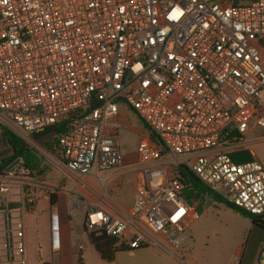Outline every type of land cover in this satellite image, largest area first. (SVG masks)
Masks as SVG:
<instances>
[{
	"label": "built area",
	"instance_id": "built-area-1",
	"mask_svg": "<svg viewBox=\"0 0 264 264\" xmlns=\"http://www.w3.org/2000/svg\"><path fill=\"white\" fill-rule=\"evenodd\" d=\"M120 107L144 134L133 204L88 208L85 229L104 231L118 249L176 255L199 217L187 170L264 219L263 164L231 155L264 130V0H0V127L29 145L73 117L59 152L65 172L81 177L123 165L122 125L111 119ZM29 178L22 158L1 170L0 264L28 263L25 220L9 205L18 183L24 210L34 209L22 188ZM51 220L58 233L59 213Z\"/></svg>",
	"mask_w": 264,
	"mask_h": 264
},
{
	"label": "crops",
	"instance_id": "crops-1",
	"mask_svg": "<svg viewBox=\"0 0 264 264\" xmlns=\"http://www.w3.org/2000/svg\"><path fill=\"white\" fill-rule=\"evenodd\" d=\"M129 112L130 110L125 107H120L117 116L111 119L120 122L122 126L127 125ZM2 143L9 149V145L3 135L0 144ZM121 152L124 156L123 165L118 168L105 170L107 174L104 179L100 178L102 179L100 185L86 182L88 180H83V176L80 177L72 173L68 175V172H65L62 153L58 152L57 155L60 156L62 164L58 165L56 174L52 175L54 184L33 177L26 180V186L36 198V204L32 211L24 210L20 195V185L17 183L14 186L11 200L12 204L15 205L11 208V214L14 218L23 216L25 220L27 264H36L38 261H45L51 264H77L79 255L82 264H205L200 261L198 256H194L193 248H186L193 238L189 230H186L181 236V248L176 255L150 246L125 250L119 249L111 261H105L101 258L92 244L89 234L85 232V211L88 208H112L118 211L131 209L138 174L135 180L127 178V175L136 170L135 163L138 148L132 155L122 149ZM62 176L69 187L62 186L58 188V185L55 184L62 181ZM77 180L83 181L84 184H80ZM54 188H58L61 191L58 193L57 205L51 207L49 192ZM73 189L80 191L79 197H69V192ZM101 196H104L103 201L100 200ZM2 200L3 196L0 194V208ZM53 212L59 213L58 233H53L51 220ZM44 218L47 220V225L39 227V223ZM78 234H80V239L75 240ZM85 237L89 241L82 244ZM80 245L83 247L81 251L79 250ZM225 264H264V252L260 250V245L257 241L249 239L246 245H242L236 251V257Z\"/></svg>",
	"mask_w": 264,
	"mask_h": 264
},
{
	"label": "rangeland",
	"instance_id": "rangeland-1",
	"mask_svg": "<svg viewBox=\"0 0 264 264\" xmlns=\"http://www.w3.org/2000/svg\"><path fill=\"white\" fill-rule=\"evenodd\" d=\"M141 130V121L130 111L128 124L122 126L117 132L119 145L123 151L125 150L132 155L137 150L140 140L144 137ZM248 140L256 142L248 149L255 156V159L264 166V130L252 129L248 134ZM0 146L3 150L2 156L4 158L9 157L11 152L8 147L3 143ZM29 148L38 154L41 161V171L37 172L33 178L54 184L52 175L56 174L58 165L62 164L60 156L47 150L41 140L38 139L33 138ZM106 174L105 170H99L97 173L94 170L83 176V180L87 179L88 181L86 182L100 185ZM30 177L32 176L30 175ZM127 178L135 180L137 178L136 170L128 174ZM65 182L62 176V181L55 184L58 185V188L62 186L69 187ZM81 183L84 184L83 181ZM22 188L26 191L28 186L22 185ZM58 188L52 189L51 192L59 193L61 190ZM79 193L80 191L73 189L69 192V197H79ZM191 202L194 206L197 205L196 209L199 217L187 229L192 233L193 238L186 248H193L194 256H198L201 262L205 264H225L236 257V251L242 245H246L249 239L257 241L260 245V250L264 252V230L253 226L249 218L235 213L224 203L214 200L211 195L206 194L201 199H192ZM44 225H47L46 218L38 226ZM79 235L75 237L77 238L75 240L80 239ZM83 239L82 244L89 241L86 237Z\"/></svg>",
	"mask_w": 264,
	"mask_h": 264
},
{
	"label": "trees",
	"instance_id": "trees-1",
	"mask_svg": "<svg viewBox=\"0 0 264 264\" xmlns=\"http://www.w3.org/2000/svg\"><path fill=\"white\" fill-rule=\"evenodd\" d=\"M73 119L63 120L56 125L50 126L45 129L42 133L34 134L33 138L41 140L44 147L50 152L58 153L60 151L58 138L63 133L67 125ZM2 135L9 145V150L11 155L4 158L0 162V173L1 170L7 167L12 161L18 158H22L25 162V167L30 171V175L34 177L37 172L41 171V161L38 154L29 148V145L14 134L11 130L6 127L1 126ZM234 161L238 163L248 162L255 159V156L248 149H243L231 154ZM184 183L186 184V195L189 199H201L206 194L211 195L212 198L220 203H224L229 208H231L235 213L240 214L246 218H249L253 226L264 230V219L262 217L248 213L240 208L228 203L227 201L220 198L213 191H211L202 181L196 177L192 172L186 171L183 173ZM50 205L54 207L58 203V193L53 191L49 193ZM15 204H10L12 208ZM85 232L89 234L90 240L94 245L95 249L105 261H111L114 259L115 253L118 248L115 247L116 240L107 236L104 231H92L89 232L85 229ZM125 250V249H122Z\"/></svg>",
	"mask_w": 264,
	"mask_h": 264
}]
</instances>
